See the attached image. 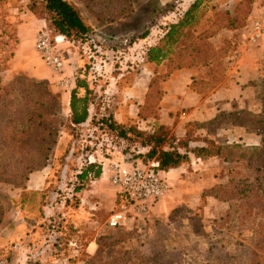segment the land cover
Returning a JSON list of instances; mask_svg holds the SVG:
<instances>
[{"label":"rangeland","instance_id":"374dc122","mask_svg":"<svg viewBox=\"0 0 264 264\" xmlns=\"http://www.w3.org/2000/svg\"><path fill=\"white\" fill-rule=\"evenodd\" d=\"M21 1L8 0L5 13L12 16L13 5L24 6ZM69 1L78 8L83 20L91 28L90 39L85 44V50L80 53L86 61L77 66L71 77L61 80L60 85L63 86L60 91L54 90L48 79L28 75L50 84L52 91L60 96L59 102L65 116L69 113L66 93H69L70 82L87 71L92 87L90 94L95 100L91 111L96 118L112 113L115 120L122 123L121 126H136L146 133L159 126H163L169 136L176 131H182L181 120L178 119L175 125L165 126L158 124L154 118L144 119L140 114L137 117L138 110L132 102H138L141 98L129 97L127 93L135 86L142 93L147 88L143 84H147L155 72L166 73L164 65L147 61V50L151 46L163 47L166 44L164 36L169 25L178 22L195 0ZM235 1L238 0H204L197 10L196 16L199 18L195 26L183 29L185 31L178 45L170 49L171 53L165 62L173 64L181 61L182 49L191 44L192 40L197 41L195 37L199 33L205 34L220 11L234 9ZM14 21L17 22L18 19ZM249 22L250 17L248 23L240 29L220 28L206 37L212 48L208 53H202L204 60H201L200 65H224L227 69L224 67V76L215 85L209 84L213 72L209 68L201 66L192 70V87L204 97L216 89L228 86L237 77L241 54L247 48L244 32ZM259 69L263 75L259 89L262 94L264 61L260 63ZM220 70L218 69L219 73ZM169 101L170 97L163 103L164 115L170 109ZM188 116L181 115V119ZM231 121L225 122L221 129L217 128L216 123L203 128L206 137L225 147L228 157L227 161L216 157L220 163L216 162L211 166L213 169L209 172L200 169L199 173L211 177L208 188L203 193H218L220 189L217 185L223 184L221 181L228 176L230 169L240 168L241 160L264 158L261 137L255 136L253 132L240 131ZM251 130L254 131L253 128ZM132 146H135L134 143ZM126 147H130L126 141L103 133L93 123L92 118L73 129L62 124L57 144L50 151L44 168L34 171L27 182L18 179L22 183L0 181V204L3 207L0 221V264H115L121 256L124 260L130 259L126 264H139L141 255L152 249L181 252L188 264H222L224 261H218L216 257L224 253L233 257L226 259L230 263L233 261L231 264H264V243L257 241L251 224L241 222L240 215L246 208L245 199L230 197L229 201H221L212 196H201L194 200L189 198L188 189L192 187L188 183L180 191H174L176 193L173 199L176 204L170 210L169 216L148 221V213L142 217L146 221L133 227L128 224V219L122 224L125 226L122 233L117 234L118 226L108 225V219L116 210L117 202L110 208L108 205L111 200L107 198V192L101 191L102 196L96 200L94 192L88 191L85 195L84 189L75 192L74 188L80 183L78 173L87 160L100 163L101 158H114L116 161L142 165L141 159L135 161L129 155H124L123 150ZM136 150L146 151L140 147ZM168 171L164 175L170 187L162 200L174 187L167 175ZM215 173L218 182L212 179ZM92 183L87 181L85 189L91 187ZM187 186L185 192L182 188ZM103 189L106 190V187H102ZM224 195L225 193H221V196ZM210 198L215 202H211ZM95 203L98 204L99 211H103L100 212L102 216L98 217V222H93L95 217L90 216L88 210ZM100 236H119L126 239L118 243H103L100 255L95 256L98 245L94 240ZM211 247L216 252L209 257Z\"/></svg>","mask_w":264,"mask_h":264},{"label":"trees","instance_id":"16d2710c","mask_svg":"<svg viewBox=\"0 0 264 264\" xmlns=\"http://www.w3.org/2000/svg\"><path fill=\"white\" fill-rule=\"evenodd\" d=\"M256 1L264 0H238L233 4L234 9L220 11L205 34L199 33L195 37L197 41L192 40V45L187 44L186 48L182 49L180 59H183L173 63L174 65L165 62L166 57L171 53L170 49L178 45L185 28L195 26L199 18L196 16L197 10L204 0L193 1L179 21L169 25L164 36L166 44L163 47L151 46L146 53L148 62L164 65L167 70L166 73L155 72L150 79L147 98L139 113L144 119L157 115L163 95V82L169 79L174 71L184 68L194 70L204 66L214 72L210 73V85H215L223 78L224 65H200L201 60H204L202 53H208L212 48L206 37L220 28L237 30L244 27L248 23ZM7 2L8 0H0V169H2L0 181L27 182L34 171L45 167L50 151L57 144L62 124L73 129L86 123L90 117V107L92 104L95 105V100L90 94L92 87L87 71L77 77L67 116L63 114V106L59 102L60 96L52 91L50 84L30 77L25 70L8 74L19 39L17 22L14 21L13 16L5 13ZM28 8L36 17L46 21L47 29L54 38L57 36L65 38L79 54L85 50L91 28L83 20L78 8L69 0H29ZM218 69H221L220 73ZM261 106L260 113H222L209 123H188L186 133L181 138L175 135L169 136L163 126L150 133L143 132L136 126L123 127L120 125L122 123L115 120L112 113L99 118L93 115L92 121L103 133L117 136L126 141L130 147L134 143L135 146L131 149L126 147L123 150L124 155H129L130 159L135 161L141 159L142 165L155 161L159 164V169L168 171L188 161L190 154L202 159L217 157L222 161L228 160L224 146L199 132L212 123H216L217 128L221 129L225 122L229 123V120H232L231 123L234 125L243 124L250 130L253 128L261 136L262 148H264V88ZM133 136L141 139H135ZM196 141H202L204 145L191 147V143ZM137 147L146 151H137ZM101 174L102 164L87 160L78 173L80 183L74 191L81 192L87 181L96 180ZM223 179L224 181H221L223 184L217 185L220 189L218 193H203L202 197L212 196L221 201H229L230 197L245 199L246 208L240 215L241 222L251 224L250 227L254 230L257 241L264 243V158L241 160L240 168L230 169L228 176ZM221 193L225 195L221 196ZM2 208L0 204V210ZM2 215L1 210L0 221ZM124 227V225L118 226L116 233H122ZM105 239L107 240L103 241ZM124 239L126 237L96 238L98 249L95 256L100 255L103 243H118ZM210 249L208 253L209 257H212L216 250L213 247ZM216 258L218 261H224L222 264L233 262L226 260L233 257L225 253L219 254ZM117 260L115 264H126L130 261L128 258L124 260L123 256ZM139 264H188V261L181 252L152 249L141 255Z\"/></svg>","mask_w":264,"mask_h":264},{"label":"crops","instance_id":"0c3cea01","mask_svg":"<svg viewBox=\"0 0 264 264\" xmlns=\"http://www.w3.org/2000/svg\"><path fill=\"white\" fill-rule=\"evenodd\" d=\"M21 2L24 4L23 7L13 5L14 8L12 9L13 18L18 19L17 35L19 42L15 55L11 60V69L8 71V74L25 70L33 77L48 79L54 90L60 91L63 86L60 85L61 80L67 76L71 77L77 66L83 65L86 59H83L76 50H73L70 47V42L61 37V40L56 43V47L64 61V68L60 71H56L47 67L36 49L37 36L42 29H47V23L44 19L36 17L29 10V0H22ZM258 18H264V3L262 1H256L254 4L253 11L250 15V22L246 26L247 30L244 32V43L247 48L241 54V61L239 62L241 65L240 72H238L237 77L232 80L228 86L216 89L209 96L204 97L203 94L192 87V69L184 68L176 70L169 79L163 82V95L160 100L157 115L148 118H154L158 121V124L165 126L175 125L176 119L181 120L180 124L182 131H176V133H174L177 138H181L186 133V126L188 123H209L218 118L222 113H260L262 109V94L259 89L261 87L260 81L262 80L263 75L260 73L259 65L264 61V34L256 40H253L250 37L251 26L254 20ZM76 79L77 78H74L70 82L69 93H66V100L69 105L68 111H70V100L72 91L76 87ZM150 79L147 84H143L144 86L146 85L147 88L142 93L135 89L136 86L131 88L129 93H127L129 97L141 98L138 102L131 101L138 110L137 117H140L139 113L146 101ZM168 97H170V109L167 114L164 115L163 105ZM181 115L189 116L181 119ZM92 117L93 113L90 107V117L88 121L91 120ZM237 127L240 131L243 130L245 133L253 132L255 136H260L258 133L250 130L243 124H237ZM204 131V129L199 130L201 135L206 134ZM193 143L194 144H192L191 147L200 146V144L204 145V142L202 141H196ZM99 160L102 164V174L100 178L92 181L93 183L91 187L84 188V194L86 195L88 191L94 192V199L97 200L99 196H102L100 195L101 191L104 193L107 192L106 196L111 200L108 206L113 208L117 202V188L111 183V176L113 174L112 162L116 160L114 158H101ZM216 162H219L216 157L202 159L196 157L194 154H190V160L188 162L182 163L178 167L171 168L167 172V175L174 187L166 198L163 200L161 199L158 203H154L151 206L149 214L147 215L148 221L169 216L168 214L170 213V210H172L176 204L173 199L176 193L174 191H180V188L187 183L190 184L189 187H192L188 189V192H190L188 194L189 198L195 200L198 197H201L204 190L208 188V181L211 177H206L203 173H199V171L202 169V171L209 172L213 169L211 166H214ZM216 174L217 173L213 175L212 179H214L215 182H218V176H216ZM223 175H226L225 172ZM102 187H106V190H102ZM187 188L188 186L183 187L182 189L187 192ZM185 192H182V194L187 195ZM210 201L215 202L214 199L211 198ZM97 203L94 204V207L91 205V209H88L90 216L95 217L93 222H98V217L102 216L101 213L103 212L99 211ZM141 218L142 217L129 218L130 220L128 224L133 227L141 221H146V218ZM94 242L96 243V240H94ZM90 244H92L91 241Z\"/></svg>","mask_w":264,"mask_h":264},{"label":"built area","instance_id":"2783aa9c","mask_svg":"<svg viewBox=\"0 0 264 264\" xmlns=\"http://www.w3.org/2000/svg\"><path fill=\"white\" fill-rule=\"evenodd\" d=\"M264 34V18L254 20L250 37L253 40ZM55 40V41H54ZM60 36L52 37L48 29H42L36 41V49L42 60L56 71L64 68V61L57 50L56 43ZM114 161L112 183L118 188L117 208L110 215L108 225L117 227L129 218L146 216L151 206L161 199L169 190V183L164 170L157 162L147 165Z\"/></svg>","mask_w":264,"mask_h":264}]
</instances>
